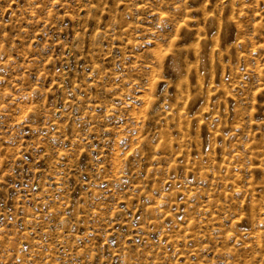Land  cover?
Listing matches in <instances>:
<instances>
[{"label": "rangeland", "instance_id": "374dc122", "mask_svg": "<svg viewBox=\"0 0 264 264\" xmlns=\"http://www.w3.org/2000/svg\"><path fill=\"white\" fill-rule=\"evenodd\" d=\"M0 264H264V0H0Z\"/></svg>", "mask_w": 264, "mask_h": 264}]
</instances>
